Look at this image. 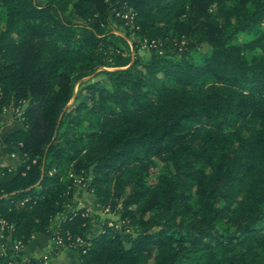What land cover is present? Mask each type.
Instances as JSON below:
<instances>
[{
	"label": "trees",
	"instance_id": "trees-1",
	"mask_svg": "<svg viewBox=\"0 0 264 264\" xmlns=\"http://www.w3.org/2000/svg\"><path fill=\"white\" fill-rule=\"evenodd\" d=\"M113 5L136 11L133 44H151L148 58L108 54L127 45L109 30ZM0 8V108L27 104L24 128L9 139L24 161L0 179V219L13 227L2 243L11 235L25 247L66 213L57 231L85 239L87 252L72 248L82 264H264V0H0ZM103 66L116 69L82 81ZM12 172L0 168V178ZM69 172L133 235L108 224L89 235L85 208L69 211ZM0 264L44 259L8 249Z\"/></svg>",
	"mask_w": 264,
	"mask_h": 264
},
{
	"label": "rangeland",
	"instance_id": "rangeland-1",
	"mask_svg": "<svg viewBox=\"0 0 264 264\" xmlns=\"http://www.w3.org/2000/svg\"><path fill=\"white\" fill-rule=\"evenodd\" d=\"M38 2L45 3V0H38ZM135 12L136 11L132 8L128 9L127 11H122L120 9L118 10V7H116V5H113L109 18V30H111L112 33L126 37L127 45H122L119 48L115 49V51H112L114 48L112 47L108 54H114L116 52L118 54L131 56V58H135L136 54L143 58H148L150 56L151 49L154 47H150L146 41L139 42L137 50L136 45L133 44L135 35L131 30L134 24L133 21L136 15ZM67 14L69 15L68 12ZM6 18L7 15L5 9L0 8V29L5 25ZM71 19L75 23L86 24V22L81 17L75 15L74 13L71 14ZM193 54L195 58H198V54L196 52H194ZM112 58V55L109 56L108 61L112 62ZM105 68L109 70L116 69L115 67L111 66H103L99 68L94 74L85 77L82 81H85V83L96 81L101 82L104 79V74L102 72L100 73L99 71ZM81 87L82 85L80 84L76 86V94L80 91ZM26 106L27 104H25L23 108L20 107V112H17L21 113V117L22 112L25 110ZM161 166L162 164L159 163V167ZM72 176L75 179L76 185L74 186L73 204L69 207V211L78 208H85L86 212L89 213L90 216V227L87 231L89 235H95L101 230L103 231V228L106 224L119 229L125 239L133 235V227L129 224V222L120 220V214L117 210L113 212L108 211V209H103V207L97 203V200L93 195L92 191H90L87 187L88 180H85V177L82 174H75L72 172L67 173V178H71ZM158 176L159 172H154L149 179L150 182H155L158 179ZM61 214H63L65 219L66 213ZM57 234L58 231L54 234V237Z\"/></svg>",
	"mask_w": 264,
	"mask_h": 264
},
{
	"label": "crops",
	"instance_id": "crops-1",
	"mask_svg": "<svg viewBox=\"0 0 264 264\" xmlns=\"http://www.w3.org/2000/svg\"><path fill=\"white\" fill-rule=\"evenodd\" d=\"M24 128L21 114L13 108L6 109L0 116V168L8 167L13 171L11 175H4L0 179L12 178L20 169L24 161V154L18 145L9 142L10 137L18 130ZM64 220L63 214H59L53 222L51 233H41L25 247L17 250L23 260L30 258L44 259V264H82L79 251L69 247L56 248L54 234L57 232L60 223ZM16 243L11 235L7 236L6 242L0 241V253L15 249Z\"/></svg>",
	"mask_w": 264,
	"mask_h": 264
},
{
	"label": "built area",
	"instance_id": "built-area-1",
	"mask_svg": "<svg viewBox=\"0 0 264 264\" xmlns=\"http://www.w3.org/2000/svg\"><path fill=\"white\" fill-rule=\"evenodd\" d=\"M148 44V43H147ZM149 45V44H148ZM151 46V44L149 45ZM6 109H1L0 108V116L1 114L5 111ZM16 112H20V107H17L14 109ZM21 114V113H19ZM109 211V209H108ZM0 224H1V228H0V234L1 237H4V231L8 228L9 230L12 229L13 227L8 225L7 221L4 219H0ZM55 247L58 248H63V247H69V248H74L76 246H85L82 250L83 253L87 252V247H86V242L85 239L80 236H74L71 233H67L66 235H61V234H57L55 237ZM21 248V244L17 243L15 245V250H19Z\"/></svg>",
	"mask_w": 264,
	"mask_h": 264
}]
</instances>
